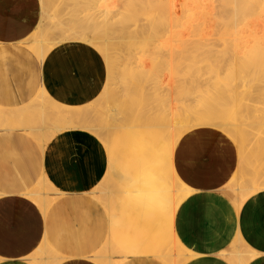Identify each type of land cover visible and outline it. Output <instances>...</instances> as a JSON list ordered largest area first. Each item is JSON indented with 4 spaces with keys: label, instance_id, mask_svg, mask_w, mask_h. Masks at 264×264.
<instances>
[{
    "label": "rangeland",
    "instance_id": "374dc122",
    "mask_svg": "<svg viewBox=\"0 0 264 264\" xmlns=\"http://www.w3.org/2000/svg\"><path fill=\"white\" fill-rule=\"evenodd\" d=\"M84 1L87 0H49L50 9H42V14L49 16L48 21L44 22L46 25L40 26L28 40L24 41L20 45H3L0 43V49H3L2 46L4 47L3 53H1L0 56V78L6 79L7 83L10 85V87H8V93L9 96H11L10 98L5 97V99L0 103V105H2L4 107V110L6 111V113H0V117L6 120V123L11 124L13 112L17 110V107H15L13 102H11V98H13L14 96H17V99L24 103L23 105H25L24 108H19V110H24L25 113V125L22 128L23 130H13L14 132H17L16 134L20 135L21 137H15L13 149H11V147L13 146L10 143V147L8 146V148L3 151V155L5 156L4 161L7 160L9 162H14L15 165H21L25 163L26 160L32 157H36L39 154L41 155L43 149L41 148L40 144H38L39 142L34 139V131H41L42 140L50 142L51 139L63 133L64 131H70H62L61 129H63V127L74 128V126L75 130H85L94 135L98 140H100L101 143H103L105 149L107 150L109 160H116L115 162H117L115 164L116 168L112 170L114 171V176H117L119 173L123 172V170L124 172L128 171L131 173H133V171L137 172L136 170H138L140 172L138 173L139 177H146L147 175H149L148 170L150 171V169H154V167L158 168L157 164H151V160L148 165L146 156V158L141 157L142 159H145L143 160L145 163L139 162V167L137 158L135 160L132 154L137 153L138 155H140V150H144V147H146L151 140H153V142L151 141V143L154 144V139L155 137H157V145L154 144L153 146L151 143L149 145L153 146L154 148L157 147V149L160 150L161 154L164 152V150L166 151V149H168H164V146L161 148L160 146L165 141L164 145L166 144L167 146L169 144L170 147H172L167 150L170 156V153L173 152H170V150H173V145L176 144L174 143V141H172V139H177L175 140V142L178 140L180 141L184 134L196 130V128H211L215 131H219L225 136L226 134L224 133H227V131L232 136L236 135L237 139H233L235 141H233L228 136L227 137L230 139L237 150V155L239 156L238 162L240 161L241 155L246 156V153L248 151V153L250 154L246 157L247 160H249L248 158L251 159L249 160V162L251 161L250 163H254L258 158V162H262L264 160V151L260 148L261 145L257 149V144H259L257 143L258 139L260 141H263L264 139V98L257 96V93L255 91H253L252 94L248 93V88H250V85L248 86L247 83L252 84L251 80H253V78L245 77L246 79H242L243 74L237 76L238 83L235 81V83L237 84V90L235 92L236 94L233 93L236 97H234L233 94L229 95L226 93H223L224 95L220 94L222 98L218 93H215L212 97H210V95L212 94H202L200 92L209 89L214 84V82L217 81L215 79V68L221 66V71L223 70V55L230 53V48H232L233 46L228 41L227 43H224L220 40L222 39L221 36L224 34V32L227 34L225 29H222L223 31L219 32L217 36L213 35L209 38V35L213 33V29L215 27L217 28L220 21V19L218 18L219 9L214 3H212L211 6V3L208 0H167L169 1V3H174L178 5V7L180 6L179 8H175L172 12H169L170 10H172L170 9L171 4L164 5L165 7L161 9L163 14L173 16L171 18V25L173 26L172 31H159L156 33L145 35H130L128 34L129 29L136 27L140 22L147 21L144 20L142 15H136L135 10H128L127 12H125V10L128 9L127 5L125 4L126 0H110L107 2L108 4H110L109 8L115 10L116 13L117 11L122 12L121 15L118 14L116 18L112 19L113 21H110L114 23L113 28H110L112 30L115 29L117 33V35L115 34L114 36H112L110 29L104 28L95 30L91 27H88V24L79 21V18L83 16L81 12L84 10L81 6H79V3H82ZM128 1L130 3L132 0ZM180 3H182L183 6H181L182 4ZM122 8L124 9V11ZM92 13H95V11H91V14ZM154 23L155 21L147 22L148 25H154ZM238 28H240L239 31H244L243 35L249 36L250 40H253V38L256 37L264 41V29L261 26H255L252 23L249 25H242L243 29L241 28V26H238L236 29L235 26H232L229 29V32L230 30L231 34L232 32H237ZM252 31L253 35L251 34ZM171 32H173V34H171ZM250 36H252L253 38ZM66 41L84 42L88 45L93 46V48L101 53L105 63H107V84L102 94L94 103L83 106L82 108H73L65 105H60L55 101L49 100L50 95L47 92L46 88L44 92L40 90L36 92L33 90L32 84L29 86L27 85L28 83L25 84L23 81L22 85L19 83V78H21L19 75H24L28 71L24 64H19L20 62H18L25 52L28 51L30 53H34L33 49H40L41 51L45 47H51L52 49H54L57 46L61 45V43H64ZM143 53V57H140V55L142 56ZM145 53L147 56L145 55ZM124 57L127 58H125L127 62L125 60V62L123 60L122 61L129 66H125L119 71L116 70V62ZM140 58H142V62L139 61ZM143 59H146L145 62H143ZM224 75L225 74H223L222 76ZM221 80L222 82H224V84L230 83V81L226 80V78H221ZM139 83H141L140 85H143V87L145 89H148L149 91L157 89V93H159V96H150L148 97V99L138 98V101L133 100L132 96L134 94L136 85H138ZM44 85L45 84L42 83L41 80V87H43ZM161 96L164 98L161 99ZM233 97L234 99H231V101H229L230 98ZM235 98H237L238 100ZM214 100L216 103L214 102ZM159 101H161L160 104H158ZM234 101L235 103H237V105H239L240 103L241 107H236ZM217 102L220 105H218ZM221 102L225 103L221 104ZM207 104L211 112L208 110ZM215 104L219 106H217L218 109H215ZM210 105H212L214 108L212 106L210 107ZM228 105H231V107ZM97 106L101 108L98 109ZM187 106L189 108L191 107L190 111H192L193 114L188 111L189 108ZM201 106H203L204 109L207 108V115H205V112L203 113L204 109L203 111L199 110ZM233 107L234 109L237 108L238 110L233 111ZM173 108L176 109V113H173ZM245 108H248V110ZM139 109L142 112H140ZM136 111H139L138 113H140V115H138ZM196 111H198L197 113L199 114H196L195 116L194 112ZM168 112L170 114L172 112L173 115H170ZM209 112L213 113L214 115L209 114ZM231 112L235 115L229 114ZM7 113L10 114L6 116ZM135 113H137V115L139 116L137 117L136 115V118L138 120H136L134 116ZM82 116H85V119L89 118L90 120L95 121L96 119H115L118 120V123L116 124V126H119L118 128H120L123 124L124 127H131V131L129 129H125V132L122 127L121 130H112L113 132L103 127L94 128V125H96L97 123H95V121L91 125H83V123L80 124L81 121L77 119ZM132 116H134V118H132ZM145 116L147 118L149 117L150 120L152 119L153 122H151L152 120L147 122L148 119H144ZM180 117L182 118L180 119ZM45 118H55L56 120L53 123L52 121H49L47 119L45 120ZM58 118L60 120H58ZM196 118H198V120ZM240 119L242 121H240ZM184 120L186 121L184 122ZM215 120H220L218 121V124H221L223 122V124L225 123L226 126H223L222 128V126L215 125L217 124ZM210 121H212L213 123ZM234 121L239 127L236 128V123ZM66 122L69 124V126L65 125ZM134 122H136V125ZM181 122L182 124L179 125V123ZM146 123L149 124L146 125ZM160 123H162L163 125ZM144 124L147 127L150 125L152 127H155L152 128L150 126V131H148L149 127L146 129L144 127ZM228 124L229 126L231 125L232 128L234 124L235 129H230L228 127ZM240 124H242L243 126ZM77 125H79L80 128ZM226 127L229 129H227ZM3 128L4 127L0 126V129ZM133 130H135V132H133L132 135L131 132ZM170 132L171 136L169 135ZM115 133H118V135L113 136ZM123 133L126 136L129 133L130 134L126 137ZM151 133L152 135H155L154 138ZM177 133L179 136L177 135ZM261 133L263 134V136L261 135ZM141 134H144L143 136L145 139L148 138V144L145 143V141V145H143L144 143H142V139H136L137 136ZM173 134H176L175 136H177L179 139L174 137ZM150 136H152L153 139H150ZM117 138L119 139L117 140ZM132 138L134 141L139 142L133 144ZM160 138H162V140H160ZM126 139H128V143L131 141L129 143L130 146L126 142ZM157 140H160V143H158ZM236 142L238 143V145ZM253 144H256V146H254ZM27 145H29V147H27ZM125 145L127 147H130L129 152L132 153H130L132 155L131 159L126 157L129 152L121 150L122 148H126ZM158 146L160 147L158 148ZM132 149L134 152L131 151ZM240 150L243 151L244 154H241L242 152L240 153ZM250 150L253 151L250 152ZM256 150L260 151V153L257 154ZM117 151H119V154H117ZM254 151L256 152L257 157ZM261 151H263V154L261 153ZM259 154H261V157ZM109 155L111 156V158L109 157ZM119 155L122 156L120 157ZM162 155L163 154H161V156ZM127 156L130 155L128 154ZM166 156L167 154L165 152V158L162 157L163 159L161 160H165L166 162L169 161ZM245 156L244 158L242 157L243 160H245ZM134 160L136 162V166L132 163L134 162ZM165 161L164 164L166 163ZM121 162H123L124 165L121 164ZM159 163L162 164V161ZM121 165H123L124 168H122ZM129 165H131V167H129ZM118 166L120 169L117 168ZM236 171L232 177L233 180L231 179V181L220 192L203 194L199 191L198 193L197 191H194L190 188V190L192 191L189 190L187 194L184 193L186 194V197L181 201L179 207L175 210V217L173 222H171L167 216L162 217V214L160 216L158 215L159 217L155 215V219L153 218L152 220H150L149 214L147 215V213H140L141 209L144 210L147 207H141L140 211H136L134 207L127 206V200H129V197L127 196L129 193H127V190L124 189V184H120L116 180V178L110 177V169L108 168L107 174L109 175V177L106 174L103 184L94 191L93 196L98 200V205L109 212L107 205L103 200H101V197H99V193L101 191L103 192V189L106 192L107 190L112 191L109 194L110 201L112 202V209L110 210L111 213H109V215L111 216L112 229H115L113 232L114 235L111 231L112 241L110 243L112 246L110 250L113 253V256L111 258L113 263L116 264L117 262H119L117 260H114L113 257L118 255L123 257L124 255L129 254V251L137 250L139 248L142 249V247L144 248V250L146 249V253L143 251V254L135 253L131 254L130 257L137 258L148 256L154 257L161 261V259L157 256L162 255L163 250H176L174 244L175 241H177L182 246L181 252L187 257V259L182 264H257L260 259L264 258V251L262 253L261 249L258 248L259 244L257 243V241L259 235L257 231L256 233L254 231V228L259 222L258 215L264 213V189L262 188L255 190L256 192L252 193V196L250 195L248 197H245V200L243 199L240 202L236 201L235 204V199L232 197L231 193L236 190V187L238 188L240 184L239 181H242V177H244L242 176L243 174L238 171V167L236 168ZM145 172H147L148 174H145ZM42 176L46 178V176L44 175L38 176L36 178H30L28 175L24 177L22 173L16 172L14 177H9V179L11 178L13 180H8L11 183L7 185V189H0V194H2L0 195V197L6 196L8 194L21 195L34 201L45 213H50L56 204L60 203L61 201L65 202L66 195L60 194L50 187H44V189L47 191L46 198L48 199V208L44 209L45 207L42 208V206H40L35 198H33L31 195L25 194L27 191L33 192L34 190H41L39 188H41L42 184H52L49 179L46 178V182H44L45 180H42L43 182H41V184L39 185V181L40 179H42ZM120 185L122 188L120 187ZM234 185L236 186L235 188ZM20 188H27L25 189L26 192L25 190H20ZM256 199L260 200L259 205H257ZM65 205V215L62 222L63 230L67 236L68 244L76 247L77 243L75 241L76 239L74 235L75 230L72 216V207H69L67 204ZM130 210L134 212H131ZM126 220H128V222H126ZM153 220L155 221L153 222ZM148 221L149 223L146 224ZM167 221L169 223H167ZM152 223H155V225H152ZM84 228L85 227L83 225V228L78 229L77 232L79 235V245L81 244V241L84 245L86 243V241H84L83 239L81 240V234L86 233V229ZM159 232L161 233V236H157L160 235ZM162 233H165L164 238H162ZM169 236H171L172 239L171 237L169 238ZM147 241L149 242L147 243ZM170 242H172L173 244ZM239 245L241 246L240 250L243 253L242 257L244 259V262L242 263H240L239 261L237 262L235 256L238 252L236 248ZM119 251L121 254L119 253ZM42 252L45 253L44 251ZM43 253H41L40 256H42ZM83 254L84 257H91L89 251H83ZM40 256L35 258V261L38 262L37 259ZM207 257L213 261L206 262L205 258ZM105 259H107V257ZM232 259H234L233 262L231 261ZM159 264L166 263L162 261V263Z\"/></svg>",
    "mask_w": 264,
    "mask_h": 264
},
{
    "label": "crops",
    "instance_id": "0c3cea01",
    "mask_svg": "<svg viewBox=\"0 0 264 264\" xmlns=\"http://www.w3.org/2000/svg\"><path fill=\"white\" fill-rule=\"evenodd\" d=\"M39 6V0H0V43L20 45L28 40L39 28L42 15ZM2 48L0 56L4 50ZM18 62L28 69L27 73L19 75V83L32 84L37 92L42 80L49 95L60 105L73 108L90 105L100 97L107 84V63L100 52L84 42L61 43L42 62L35 53L27 51ZM8 87L10 85L6 79L0 78V103L5 97H11ZM11 102L16 109L25 106L17 96L11 98ZM0 108L4 109L2 105ZM16 133H0V189H7L11 183L8 180H13L9 177H14L16 172L30 178L44 175L57 192H64L66 200L56 204L50 213H45L34 201L21 195L0 197V264H99L104 251L107 248L110 250L113 234L109 212L98 205V200L93 196L94 187L99 188L103 184L109 168L108 153L103 143L85 130L64 131L50 140L41 155L15 165L14 162L4 161L3 151L10 143L13 146L11 149L14 148L15 137H21ZM174 157L177 175L188 187L203 194L222 191L231 181L238 164L233 143L227 136L211 128H196L184 134ZM91 189L95 190L89 191ZM33 192L27 191L25 194ZM256 203L259 205L260 200L256 199ZM65 204L72 207L76 247L68 244L63 230ZM258 218L259 225L254 231L259 235L258 248L263 253L264 213L259 214ZM83 225L86 233L81 234V240L86 243L84 245L81 241L79 245L77 232ZM42 251L47 258L38 263L35 258ZM83 251H89L91 257H84ZM121 258L119 255L113 257L119 261ZM205 261L213 260L207 257ZM159 263L162 261L148 256L129 257L122 262ZM257 264H264V258Z\"/></svg>",
    "mask_w": 264,
    "mask_h": 264
},
{
    "label": "bare ground",
    "instance_id": "6f19581e",
    "mask_svg": "<svg viewBox=\"0 0 264 264\" xmlns=\"http://www.w3.org/2000/svg\"><path fill=\"white\" fill-rule=\"evenodd\" d=\"M108 1H110V0H87V1H84V2H82V3H79V6H81L84 10L81 12V14H83V16H81L80 18H79V21L80 22H82V23H86V24H88L87 26L88 27H91V28H93V29H95V30H99V29H104V28H107V29H110V31H111V35L112 36H114L115 34L117 35V33H116V31H115V29L114 30H112L111 28H113V22H110L112 19H114V18H116L117 17V15L119 14V15H121L122 14V12H119V11H117V13H116V11L115 10H112L111 8H109V5L110 4H108L107 2ZM122 1V0H121ZM125 1V0H124ZM210 3H211V6H212V3H214L217 7H218V9H219V19H220V21H219V24H218V26H219V28H218V26H217V28L215 27L214 29H213V33H211L210 35H209V38H210V36H217V34H219V32H221V31H223L222 29H225L226 30V32H227V34L224 32V34L221 36L222 37V39H220L222 42H224V43H227V41L230 43V44H232L233 46H232V48H230V53H227V54H224L223 55V60H224V66H222V68H223V70L221 71V66L220 67H216L215 68V71H216V76H215V79L218 81H216V82H214V84L211 86V85H209V86H211L209 89H207V90H205V91H200L202 94H212V95H210V97H212L213 96V94H215V93H218L219 94V96H221L223 93H226V94H229V95H231V94H233V93H235L236 92V90H237V84L235 83V81L237 82V76H240V74L244 77H242V79H246L245 77H249V78H253V80H251L252 81V84H250V83H247L248 84V86L250 87V88H248L249 89V91H248V93H253V91H255L256 93H257V96H259V97H263L264 98V41L263 40H260V38H253L252 36H250V37H252L253 38V40H250L249 39V36H244L243 35V32L244 31H239L240 30V28H238L237 29V32H232V34L230 33L231 32V30H230V32H229V29L232 27V26H235V29L238 27V26H241V28H242V25H249V24H254L255 26H261L263 29H264V0H208ZM185 2V1H184ZM109 3H111V2H109ZM183 3V2H182ZM182 3H180V4H182ZM125 4L127 5V8L128 9H126L125 10V12H127L128 10H130V11H134L135 10V14L136 15H142L143 16V18H144V20H146L147 22L148 21H155V23H154V25H148L147 24V22H140V23H138V25L136 26V27H134V28H131V29H129V31H128V34H130V35H137V34H141V35H145V34H151V33H156V32H159V31H166V32H169V31H172L173 30V26L171 25L172 23H171V18L173 17V16H168V15H165V14H163V12H162V8L163 7H165L164 5H170L171 4V7H170V9H172V10H170L169 12H172V11H174V9L175 8H179L178 7V5H176V4H174V3H169V1H163V0H132L130 3H129V1L128 0H126L125 1ZM117 5V4H116ZM123 5V4H122ZM214 5V6H215ZM181 6H183V4L181 5ZM39 7H41L40 9H43V10H46V9H50L49 8V0H40V6ZM126 7V6H125ZM114 9V8H113ZM123 9V8H122ZM95 11V13H92L91 14V11ZM121 10V9H120ZM123 11H124V9H123ZM124 12V13H125ZM211 13V12H210ZM214 13V12H213ZM218 13V12H217ZM214 15H216V14H214ZM218 15V14H217ZM211 17V16H210ZM214 18H216V17H214ZM48 19H49V16H47V15H41V19L39 18V20H40V24H39V26L38 27H40V26H44V25H46L44 22L46 21H48ZM212 20V19H211ZM113 21V20H112ZM212 22V21H211ZM37 26V25H36ZM111 27V28H110ZM243 29V28H242ZM252 29V28H251ZM246 31V30H245ZM171 34H173V32H171ZM170 34V35H171ZM252 35H253V31H252V33H251ZM226 35V36H225ZM228 35V36H227ZM254 35H255V32H254ZM260 37H261V34H260ZM214 39H216V38H214ZM27 44V43H26ZM24 45V44H23ZM34 50V53L36 54V56L38 57V59H39V61H41L42 62V60H44V58L48 55V53L49 52H51L52 51V48L51 47H45L44 49H42L41 51H40V49H33ZM143 55H144V53L142 54V56L140 55V57H143ZM145 55H146V53H145ZM147 56V55H146ZM228 57V58H227ZM125 58L126 57H124V58H121V59H119L118 60V62H116V65H115V69L116 70H120V69H122L123 67H125V66H129V65H127V64H125L124 62L126 61L127 62V60H125ZM138 58V57H137ZM136 58V59H137ZM144 58H145V56H144ZM127 59V58H126ZM124 62H123V61ZM131 60V59H130ZM134 60V59H133ZM145 60L146 59H143V62H145ZM139 61H141L142 62V58H140V60ZM138 61V62H139ZM140 63V62H139ZM131 65V64H130ZM223 74H225L224 76H222ZM221 78H226V80H228V81H230V83H226V84H224V82H222V80H221ZM241 78V77H240ZM239 79V78H238ZM234 81V82H233ZM241 81V80H240ZM250 81V82H251ZM238 83V82H237ZM240 83V82H239ZM141 83H139L138 85H136V88H135V91H134V94H133V96H132V98H133V100H135V101H138V98H140V99H142V98H147L148 99V97H150V96H157L159 93H157V89H153L152 91H149L148 89H145L144 87H143V85L141 86L140 85ZM244 85V84H243ZM208 86V87H209ZM45 85L43 86V87H40L39 89H40V91H42V92H44V90H45ZM239 91V90H238ZM247 92V91H246ZM42 94V93H41ZM217 94V95H218ZM221 94V95H220ZM236 94V93H235ZM224 95V94H223ZM229 95H228V97H229ZM238 95V94H237ZM159 96V95H158ZM157 96V97H158ZM163 96V95H162ZM160 97L161 99L162 98H164V97ZM207 96V95H206ZM218 96V97H219ZM233 96H234V94H233ZM254 96V95H253ZM156 97V98H157ZM217 97V96H216ZM226 97V96H225ZM234 97H236V96H234ZM234 97L233 98H230V100L229 101H231V99H234ZM155 98V99H156ZM221 98H222V96H221ZM143 99V100H144ZM215 99V98H214ZM235 99H237V98H235ZM49 100L50 101H54L53 99H52V97L51 96H49ZM101 100V99H100ZM152 100V99H151ZM216 100V99H215ZM215 100H214V102H215ZM228 100V99H227ZM238 100V99H237ZM139 101H141V100H139ZM145 101H147V100H145ZM144 101V102H145ZM162 101V100H161ZM161 101H159L158 102V104H160L161 103ZM205 101H207V100H205ZM213 101V100H212ZM233 101V100H232ZM163 102V101H162ZM238 102V101H237ZM99 103H100V101H99ZM156 103V102H155ZM207 103V102H206ZM209 103V102H208ZM216 103V102H215ZM222 103H225V102H221V104ZM234 103H235V101H234ZM98 104V103H97ZM141 104H142V102H141ZM154 104V103H153ZM213 104V103H212ZM217 104H218V102H217ZM215 104L216 106H215V109H218V105H220V104ZM229 104H230V102H229ZM236 104V107L238 106H240L241 107V105H240V103H239V105H237V103H235ZM214 105V104H213ZM224 105V104H223ZM205 106V105H204ZM207 106H208V104H207ZM212 105H210V107H211ZM218 106V107H217ZM227 106V105H226ZM228 106H230L231 107V105H228ZM232 106H233V104H232ZM244 106H245V104H244ZM140 107H143V106H140ZM139 107V108H140ZM188 107V106H187ZM213 107V106H212ZM243 107V106H242ZM54 108V107H53ZM97 108L98 109H100L99 108V106H97ZM97 108H95V109H97ZM182 108H184V107H182ZM189 108V107H188ZM202 108V109H201ZM208 108V110H209V106L207 107ZM207 108L206 109H204L203 108V106H201L200 107V109L199 110H202L203 111V109H204V111H203V113L205 112V115H207L208 114V111H207ZM214 108V107H213ZM212 108V109H213ZM141 109V108H140ZM139 109V111L140 112H142L141 110ZM190 109H191V107L189 108V112L190 113H192V111H190ZM233 109H234V107H233ZM232 109V110H233ZM245 109H247L248 110V108H245ZM138 110V109H137ZM173 110V113H176L175 112V110L176 109H172ZM180 110V109H179ZM192 110H193V108H192ZM198 110V111H199ZM235 110H238L237 108L236 109H234L233 111H235ZM8 111V110H7ZM138 111V112H139ZM170 111V110H169ZM195 111V110H194ZM198 111H196V112H194L195 113V116H196V114H199V113H197ZM201 111V112H202ZM210 111V110H209ZM215 111V110H214ZM216 111H218V110H216ZM241 111V110H240ZM137 112V111H136ZM137 112V113H138ZM177 112H179V111H177ZM182 112V111H181ZM187 112V111H186ZM211 112V111H210ZM209 112V114H213V113H210ZM0 113H6V111L4 110V109H2V108H0ZM137 113H135L134 114V116H135V118H136V115H137ZM169 113V112H168ZM167 113V114H168ZM10 113H7L6 114V116L7 115H9ZM165 114V113H164ZM170 114V113H169ZM171 114H172V112H171ZM170 114V115H171ZM183 114V113H182ZM193 114V113H192ZM229 114H232V112L231 113H229ZM228 114V115H229ZM138 115H140V113H138ZM137 115V117H139ZM173 115V114H172ZM188 115V114H187ZM204 115V114H203ZM202 115V116H203ZM214 115V114H213ZM212 115V116H213ZM232 115H235L234 113L232 114ZM231 115V116H232ZM5 116V117H6ZM58 116H59V113H58ZM134 116H132V118H134ZM143 116V115H142ZM169 116V115H168ZM179 116V115H178ZM211 116V115H210ZM230 116V115H229ZM264 116V115H263ZM155 117V116H154ZM206 117V116H205ZM205 117H203V118H205ZM228 117V116H227ZM141 118V117H140ZM146 118V120L148 119V121L147 122H149V121H151L150 119H149V117L147 118L146 116L144 117V119ZM182 117H180V119H181ZM240 118H243V117H240ZM49 120V121H52L53 123L55 122V118H45V120ZM79 121H81L80 122V124H82L83 123V125H85V124H92L95 120H90L89 118L88 119H85V116H82V117H79V118H77ZM102 119V118H101ZM130 119H131V116H130ZM143 119V120H144ZM157 119V118H156ZM186 119V118H185ZM197 120H198V118H196ZM226 119V118H225ZM25 113H24V110H19V109H17L15 112H13V115H12V122H11V124H8V123H6V120H4V119H2L1 117H0V126H2V127H4L3 129H0V133H4V132H6V131H17V130H19V129H22L23 128V126L25 125ZM45 120H44V122H45ZM58 120H60L59 118H58ZM104 120V121H103ZM103 120H100V119H96V121H95V123H96V125H94V128L95 127H99V128H106V129H108L109 131H114V130H118V129H120L121 130V127L124 129V131H125V129H131V127H124L123 126V124H122V126L120 127V128H118L119 126H116V124L118 123V120H115V119H103ZM136 120H138L137 118H136ZM135 120V121H136ZM207 120V119H206ZM228 120H229V118H228ZM234 120V119H233ZM239 120V119H238ZM75 121V120H74ZM186 120H184V122H185ZM200 121V120H199ZM204 121V120H203ZM216 121V120H215ZM218 121H220V120H218ZM218 121H216L217 122V124H215V125H217V126H222V128H223V126H226V124L224 125L223 124V122L220 124H218ZM240 121H242L241 119H240ZM243 121H244V119H243ZM77 122V121H76ZM124 122V121H123ZM128 122V121H127ZM151 122H153V120L151 121ZM150 122V123H151ZM156 122V121H155ZM157 122H158V120H157ZM191 122V121H190ZM189 122V123H190ZM210 122H212V121H210ZM215 122V123H216ZM235 122V121H234ZM94 123V124H95ZM99 123V124H98ZM135 123V125H136V122H134ZM213 123V122H212ZM236 123V122H235ZM79 124V125H80ZM125 124V123H124ZM149 123H146V125H148ZM160 124H162V123H160ZM180 124H182V122L181 123H179V125ZM198 124V123H197ZM205 124V123H204ZM207 124V123H206ZM65 125L66 126H69V124L66 122L65 123ZM79 125H77L78 127H79ZM145 124H144V127L147 129L148 127V131H150V126H146ZM163 125V124H162ZM240 125H242V124H240ZM81 126V125H80ZM89 126V125H88ZM129 126H131V125H129ZM182 126V125H181ZM194 126V125H193ZM198 126H201V125H198ZM231 126V125H230ZM229 126V124H228V127L231 129L232 128V126L230 127ZM235 125L233 124V128L235 129V127H234ZM243 126V125H242ZM21 127V128H20ZM136 127V126H135ZM152 127V126H151ZM153 127H155V126H153ZM152 127V128H153ZM159 127V126H158ZM183 127V126H182ZM182 127H181V129H182ZM210 127H212V126H210ZM237 127H239V126H237V123H236V128ZM57 128V127H56ZM74 128H75V126H74ZM74 128H69V127H63V129H61L62 131H64V130H75ZM80 128V127H79ZM151 128V129H152ZM185 128V127H184ZM183 128V129H184ZM189 128V127H188ZM193 128V127H192ZM195 128H196V126H195ZM227 128V127H226ZM229 128H227V129H229ZM233 128H232V130H233ZM155 129H157V128H155ZM191 129V128H190ZM23 130V129H22ZM119 130V131H120ZM128 130V131H129ZM185 130V129H184ZM226 130V129H225ZM231 130V131H232ZM112 131V132H113ZM118 131V132H119ZM123 131V130H122ZM127 131V132H128ZM131 131V130H130ZM129 131V132H130ZM136 131H137V129H136ZM188 131V130H187ZM230 131V130H229ZM121 132V131H120ZM119 132V133H120ZM126 132V131H125ZM124 132V133H125ZM133 132H135V130H133L132 132H131V134L133 133ZM161 132V131H160ZM223 132H225V131H223ZM123 133V134H124ZM152 133H154V132H152ZM152 133H151V135H152ZM167 133V132H166ZM130 134V133H129ZM128 134V135H129ZM158 134V133H157ZM156 134V135H157ZM165 134V133H164ZM224 134H226V136H228L229 138H231L232 140L233 139H237V137H236V135H234V136H232L228 131H227V133L225 132ZM248 134V133H247ZM256 134V133H255ZM33 135H35V138L34 139H36V141H38L39 142V144H40V146H41V148L44 150L45 149V147H46V145L49 143L48 141H43L42 140V132L41 131H39V132H33ZM115 135H118V133L116 134H114L113 136H115ZM125 135V134H124ZM127 135V136H128ZM133 135V134H132ZM135 135V134H134ZM141 135H142V138H141ZM141 135H139V136H137V140H139V138L140 139H142L141 141H142V143H144L145 141V143H147L148 144V142L149 141H147V139H145L144 138V134H141ZM167 135V134H166ZM169 135L171 136V132L169 133ZM176 135V134H175ZM174 134H173V136L174 137H176V138H178L177 136H175ZM177 135H178V133H177ZM261 135L263 136V134L261 133ZM121 136H122V134H121ZM126 136V135H125ZM126 136V137H127ZM153 136V138L155 137V135H152ZM152 136H150L149 138L150 139H153L152 138ZM161 136V135H160ZM159 136V137H160ZM172 136V137H173ZM179 136V135H178ZM129 137H131V136H129ZM167 137V136H166ZM240 137V136H239ZM261 137V136H260ZM168 138V137H167ZM241 138V137H240ZM243 138H245V137H243ZM119 138H117V140H118ZM131 139V138H130ZM145 139V140H144ZM156 139H158L157 137H155V139H154V144H156ZM179 139V138H178ZM121 140H122V137H121ZM120 140V141H121ZM127 140L128 139H126V142H127ZM132 140H133V138H132ZM160 140H162V138H160ZM159 140V141H160ZM167 140V139H166ZM171 140V139H170ZM175 140H177V139H172V141H174V143H176V144H174L173 145V150H170V152L171 151H173L172 153H170V156H169V152H167V150H169V148H172V147H170V145L168 144L167 146H166V144L164 145V142L162 143V145H160L161 146V148L164 146V149L165 148H168V149H166V151L164 150V152L163 153H161V154H163L162 156H161V154H160V150L159 149H157V147L156 148H154L153 146H154V144H152L151 143V141L153 142V140H151L150 141V143L153 145V146H151V145H147L146 147H144V150L143 149H141V150H143V151H141L140 150V155H138L137 153H134V154H132L131 152H129L130 151V147H127L126 145H125V147L126 148H122L121 150H125L126 152H129L128 154L130 155V156H127L126 155V157H128L129 159H131L132 158V155L134 156V158H135V160H136V158H137V163L139 164V167H140V163H145L143 160H145V159H142V158H146V156H147V162H148V165H149V162L151 163V164H153V165H156L157 164V166H158V168H156V167H154V169L152 168V169H150V171L148 170V172H149V175H147L146 177H139V175H138V173H140L138 170H136L137 172H134L133 171V173H131V172H128V171H125L124 172V170H123V172H121L120 170V172L121 173H119L117 176H114L113 175V172L114 171H112V170H114L115 168H116V166H115V164L117 163V162H115V161H110L109 160V169H110V177H114V178H116V180L120 183V184H124L125 185V188L124 189H126L127 190V193H129L128 194V196L127 197H129L128 199L129 200H127V206H129V207H134L135 209H136V211L138 210V211H140V208L141 207H147L146 209H144V210H142L141 209V211H140V213H142V214H146L147 213V215L149 214V219L150 220H152L153 218H154V216L155 215H161L162 214V217H168V219L171 221V222H173V220H174V217H175V210L179 207V204L181 203V201L186 197L185 195L187 194V192L190 190V188L191 187H189L188 188V185H186V183L185 182H183V180L180 178V176L179 175H177V173H176V170H174V168H175V157H174V154H175V150H176V145H178L177 143L179 142V140L178 141H176L175 142ZM239 140V139H238ZM248 140V139H247ZM253 140H254V137H253ZM124 141V140H123ZM158 141V140H157ZM158 141V143H160ZM168 141H169V139H168ZM233 141H235V140H233ZM118 142V141H117ZM122 142V141H121ZM120 142V143H121ZM131 142V141H130ZM129 142V143H130ZM138 143L139 141H134L133 140V144H135V143ZM240 142V141H239ZM243 142V141H242ZM257 142V141H256ZM46 143V144H45ZM128 143V142H127ZM129 143H128V145H129ZM145 143L143 144V145H145ZM171 143V142H170ZM237 143V142H236ZM248 143V142H247ZM255 143V142H254ZM257 143H259V144H257V149L259 148V146H260V148L261 149H263V151H264V139H263V141H260L259 139H258V142ZM125 144V143H124ZM123 145V144H122ZM157 145V144H156ZM237 145H238V143H237ZM245 145V144H244ZM254 145V144H253ZM130 146V145H129ZM134 146H136V145H134ZM142 146V145H141ZM160 146H158V148L160 147ZM169 146V147H168ZM240 146V145H239ZM254 146H256V144L254 145ZM128 148V149H127ZM142 148V147H141ZM160 148V149H161ZM128 151H127V150ZM241 149V148H240ZM250 149V148H249ZM120 150V151H121ZM139 150V149H138ZM159 150V151H158ZM253 150H255V149H253ZM253 150H250V152L251 151H253ZM131 151H133V149L131 150ZM257 151V150H256ZM263 151H261V153L263 152ZM119 151H117V154H119L118 153ZM134 152V151H133ZM136 152V151H135ZM157 152V153H156ZM161 152H162V150H161ZM165 152H166V154H167V159H169V161H165V160H161V159H163V158H165L164 157V155H165ZM242 152V153H241ZM247 152V151H246ZM249 152V151H248ZM247 152V153H248ZM255 152V151H254ZM132 155H131V154ZM240 153L241 154H244L243 153V151H241L240 150ZM246 153V156H248L250 153H248L247 154ZM258 153H260V151H257V154ZM124 154H125V152H124ZM238 154V153H237ZM263 154V153H262ZM255 155H256V152H255ZM260 155V157H261V154H259ZM264 155V154H263ZM120 156V155H119ZM122 156V155H121ZM120 156V157H121ZM168 156H169V158H168ZM244 156L245 155H241V157H240V161L238 162V164H237V167H238V171H240L241 172V174H243L242 176H244V177H242V181L240 180L239 182H240V184H239V186H238V188L234 185V188L236 187V190H237V192H236V190H232L233 192L231 193V195H232V197L235 199V204H236V201L237 202H240V201H242L245 197H248V196H250L252 193H254V192H256L255 190H258V189H264V160L262 161V162H258V159L257 160H255V158H254V160H255V162L254 163H250L249 162V160H251L250 158H248L249 160H247V157L245 156V160H243L242 159V157L244 158ZM251 156V155H250ZM253 156V155H252ZM109 157L111 158V156L109 155ZM118 157V156H117ZM142 157V158H141ZM148 157H149V159H148ZM157 157V158H156ZM163 157V158H162ZM256 157H257V155H256ZM238 158H239V156H238ZM118 159V158H117ZM141 160V161H143V162H141V161H139V160ZM135 160H134V162H132L133 164H135V166H136V162H135ZM126 161V160H125ZM132 161V160H131ZM162 161V164L161 163H159V162H161ZM164 161L166 162L165 164H164ZM253 161V160H252ZM260 161V160H259ZM120 162V161H119ZM123 162H124V159H123ZM123 162H121V164H123ZM140 162V163H139ZM156 163V164H155ZM120 165V164H119ZM124 165V164H123ZM123 165H121V167L122 168H124L123 167ZM153 165H151V166H153ZM138 166V165H137ZM144 166V165H143ZM129 167H131V165H129ZM132 167H134V166H132ZM117 168H119V166L117 167ZM128 168V167H127ZM149 168V167H148ZM147 168V169H148ZM172 168H173V170H172ZM120 169V168H119ZM143 169V168H142ZM171 169V170H170ZM171 171H172V173H171ZM237 172V171H236ZM147 172H145V174H146ZM148 174V173H147ZM239 174V173H238ZM246 175V176H245ZM107 176L109 177V175L107 174ZM237 177H240V176H237ZM243 178H244V180H243ZM42 179L43 180H45L44 182H46V178L45 177H42ZM238 179V178H237ZM233 180V179H232ZM236 181V180H235ZM43 182V181H42ZM114 182V181H113ZM117 184V183H116ZM232 184V183H231ZM46 185V186H45ZM45 185L44 184H42L41 185V188H39V189H41V190H39V191H37V190H35L33 193H30V195L33 197V198H35L37 201H38V203L40 204V206H42V208H44V209H46V208H48V205H47V202H48V199L46 198V196H47V191L44 189V187L46 188V187H50L51 189H53V190H55V188H54V186L52 185V184H46L45 183ZM97 186V185H96ZM120 187H121V185H120ZM95 189H97L96 187H94ZM122 188V187H121ZM38 189V188H37ZM94 189V190H95ZM192 189V188H191ZM45 190V191H44ZM52 190V191H53ZM93 190V191H94ZM200 190V189H199ZM89 191H92V189L91 190H89ZM92 191V192H93ZM190 191H192V190H190ZM231 191V190H230ZM85 192V191H84ZM88 192V191H87ZM112 191L111 190H107V192L106 191H104V189H103V192L101 191L100 193H99V197H101V200H103L104 202H105V204L107 205V207H108V209H109V213H111V209H112V205H111V201H110V196H109V194L111 193ZM126 192V191H125ZM236 192V193H235ZM70 193V192H69ZM184 193H186V194H184ZM199 193V192H198ZM50 194V193H49ZM63 194H64V192H63ZM103 194V195H102ZM125 194V193H124ZM29 195V194H28ZM95 196H97V195H95ZM230 196V195H229ZM252 196V195H251ZM231 200H232V198H231ZM245 200V199H244ZM36 201V202H37ZM52 205V204H51ZM240 205V204H239ZM105 206V205H104ZM123 206H124V204H123ZM130 209V208H129ZM167 209H168V211H167ZM132 210V209H131ZM130 210V211H131ZM131 212H134V211H131ZM129 216V215H128ZM158 216V217H159ZM148 218V217H147ZM161 218V217H160ZM144 219V218H143ZM155 219V218H154ZM167 219V220H168ZM129 220H130V218H129ZM159 220V219H158ZM168 220V221H169ZM143 221V220H142ZM155 220H153V222H154ZM167 221V223H169ZM133 222V221H132ZM152 222V221H151ZM161 222V221H160ZM163 222V221H162ZM117 223V222H116ZM115 223V224H116ZM149 223V221L146 223V224H148ZM114 224V225H115ZM123 224V223H122ZM137 224V223H136ZM145 224V225H146ZM130 225V224H129ZM143 225V224H142ZM141 225V226H142ZM144 225V226H145ZM152 225H155V223H152ZM157 225V224H156ZM163 225V224H162ZM120 226V225H119ZM149 227V226H148ZM157 227V226H156ZM121 228V227H120ZM147 228V227H146ZM171 228H172V223H171ZM117 229V228H116ZM144 229V228H143ZM160 229H161V227H160ZM114 230L115 229H113V232H114ZM147 231V230H146ZM152 231V230H151ZM170 231V230H169ZM162 232V231H161ZM118 233V232H117ZM147 233V232H146ZM160 233V232H159ZM142 234H143V232H142ZM163 235V237L162 238H164V234L165 233H162ZM175 234V233H174ZM155 236H156V234H155ZM157 236H161V233H160V235H157ZM166 236H168V235H166ZM171 236H169V238H170ZM154 238H156V237H154ZM154 238H153V240H154ZM161 238V239H162ZM171 239H172V237H171ZM163 240H165V239H163ZM163 240H161V241H163ZM111 241H112V237H111ZM125 241H127V240H125ZM149 241H147V243H148ZM159 242V241H158ZM157 242V243H158ZM160 243V242H159ZM158 243V244H159ZM163 243V242H162ZM170 243H172V242H170ZM127 244H128V242H127ZM173 244V243H172ZM107 246H109L108 244H106ZM144 245V244H143ZM175 247H176V250H163L162 251V255H158L157 257L158 258H160L161 259V261H163L164 263H166V264H182L186 259H187V257L181 252L182 251V246L179 244V242H177V241H175ZM160 247V246H159ZM158 247V248H159ZM110 248H112V246H111V244H110ZM157 248V249H158ZM240 248H241V246H238L236 249L238 250V252H237V254L235 255L236 256V259H237V262L239 261L240 263H242V262H244V259H243V253H242V251L240 250ZM244 248V247H243ZM106 249V248H105ZM109 249L107 248V250L106 251H104L105 253H104V256H102V257H100L99 259V264H115V263H113V261H112V256H113V253L111 252V250H109ZM233 250V249H232ZM108 251V252H107ZM143 251L146 253V249L144 250L143 248L142 249H140V250H132V251H129V254H127V255H124L123 257H122V260H117V261H119V262H117L116 264H122V262L124 261V260H126V258H128V257H130L131 256V254H135V253H137V254H143ZM184 252H186V251H184ZM43 253V252H42ZM119 253H120V251H119ZM45 253H43V255H44ZM121 254V253H120ZM40 256L37 260H38V263H42V260H44V258H47V257H45L47 254H45L44 256ZM110 255V256H109ZM54 256V255H53ZM57 256H59V255H57ZM189 256V255H188ZM61 257V256H60ZM107 257V259H105ZM227 257V256H226ZM232 257V256H231ZM230 257V258H231ZM52 258V257H51ZM248 259V258H247ZM246 259V260H247ZM62 260H63V258H62ZM189 260H190V258H189ZM233 260L234 259H232L231 261L233 262ZM58 261V260H57ZM59 261H61V259L59 260ZM58 261V262H59ZM229 261V260H228ZM187 262V261H186ZM185 262V263H186ZM243 264V263H242Z\"/></svg>",
    "mask_w": 264,
    "mask_h": 264
}]
</instances>
